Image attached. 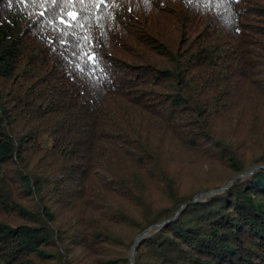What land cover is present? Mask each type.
<instances>
[{"label": "trees", "instance_id": "trees-1", "mask_svg": "<svg viewBox=\"0 0 264 264\" xmlns=\"http://www.w3.org/2000/svg\"><path fill=\"white\" fill-rule=\"evenodd\" d=\"M144 231L135 264H264V0H0V264Z\"/></svg>", "mask_w": 264, "mask_h": 264}, {"label": "water", "instance_id": "water-1", "mask_svg": "<svg viewBox=\"0 0 264 264\" xmlns=\"http://www.w3.org/2000/svg\"><path fill=\"white\" fill-rule=\"evenodd\" d=\"M247 174H241L239 176H236L235 178H233L230 183L226 186H223L219 191H224L228 186H230L234 181L238 180L239 178L241 177H244L246 176ZM216 191L215 190H211L209 191L208 193H201L199 195H197L195 197V201L200 199L202 196H205V195H211V194H214ZM161 225V224H160ZM147 235V231H144L142 232L141 234H139L136 239H135V243L132 247V251H131V255H130V261H131V264H135V252H136V248H137V245L140 243V241L142 240V238H144L145 236Z\"/></svg>", "mask_w": 264, "mask_h": 264}, {"label": "snow or ice", "instance_id": "snow-or-ice-1", "mask_svg": "<svg viewBox=\"0 0 264 264\" xmlns=\"http://www.w3.org/2000/svg\"><path fill=\"white\" fill-rule=\"evenodd\" d=\"M53 2H55V0H53ZM67 15L70 16L72 18V20H75L77 17L76 13H67ZM62 22H64V21H62Z\"/></svg>", "mask_w": 264, "mask_h": 264}, {"label": "rangeland", "instance_id": "rangeland-1", "mask_svg": "<svg viewBox=\"0 0 264 264\" xmlns=\"http://www.w3.org/2000/svg\"><path fill=\"white\" fill-rule=\"evenodd\" d=\"M242 174H244V173H242ZM239 175H241V174H239ZM239 175H238V176H239ZM232 179H233V178H232ZM232 179H231V180H232ZM231 180H230V181H231ZM226 183H227V182H226ZM199 194H201V193H199ZM199 194H198V195H199ZM196 196H197V195H196ZM196 196H195V197H196ZM130 262H131V261H130Z\"/></svg>", "mask_w": 264, "mask_h": 264}]
</instances>
